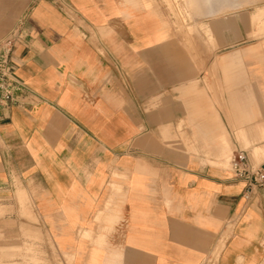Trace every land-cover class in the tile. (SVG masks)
Instances as JSON below:
<instances>
[{"label": "crops", "instance_id": "obj_1", "mask_svg": "<svg viewBox=\"0 0 264 264\" xmlns=\"http://www.w3.org/2000/svg\"><path fill=\"white\" fill-rule=\"evenodd\" d=\"M236 6L197 0L181 21L161 0H0V39L20 30L7 219L74 264H264V186L245 199L228 167L243 142L264 154V41L249 37L264 5Z\"/></svg>", "mask_w": 264, "mask_h": 264}, {"label": "rangeland", "instance_id": "obj_2", "mask_svg": "<svg viewBox=\"0 0 264 264\" xmlns=\"http://www.w3.org/2000/svg\"><path fill=\"white\" fill-rule=\"evenodd\" d=\"M166 3L168 11L172 15L179 17L181 21L191 19V14L197 10V0H161ZM221 4L222 11H230L229 2H236L238 10L247 9L249 11L255 5H264V0H214ZM209 3L206 5L208 7ZM235 9V8H234ZM249 37L260 38L264 41V24L252 23ZM181 29V28H180ZM180 31V30H179ZM186 33H193L192 28H187ZM264 45V44H263ZM243 147L249 152L254 163H257L264 154L254 156L248 143L243 142ZM226 154V158L228 157ZM260 155V156H259ZM263 155V157H261ZM19 207L15 213L19 216L26 215L35 221L36 217L27 205L23 190H16ZM11 206L6 207L0 201V264H74L73 253L59 250L48 236H44L38 229L23 225L21 220H8L7 215L11 211Z\"/></svg>", "mask_w": 264, "mask_h": 264}, {"label": "built area", "instance_id": "obj_3", "mask_svg": "<svg viewBox=\"0 0 264 264\" xmlns=\"http://www.w3.org/2000/svg\"><path fill=\"white\" fill-rule=\"evenodd\" d=\"M17 26L13 27L0 39V117L2 111L7 109L15 101L14 91L21 87L12 74L13 43L20 34ZM228 167L233 177L245 182L243 196L245 199L251 193L264 186V163H251L248 153L244 149H238L229 154Z\"/></svg>", "mask_w": 264, "mask_h": 264}]
</instances>
